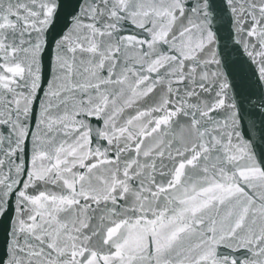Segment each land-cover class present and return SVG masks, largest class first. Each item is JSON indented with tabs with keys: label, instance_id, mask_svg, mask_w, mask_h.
I'll use <instances>...</instances> for the list:
<instances>
[{
	"label": "snow or ice",
	"instance_id": "6c2138e0",
	"mask_svg": "<svg viewBox=\"0 0 264 264\" xmlns=\"http://www.w3.org/2000/svg\"><path fill=\"white\" fill-rule=\"evenodd\" d=\"M0 264H264V0H0Z\"/></svg>",
	"mask_w": 264,
	"mask_h": 264
}]
</instances>
